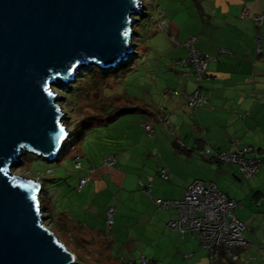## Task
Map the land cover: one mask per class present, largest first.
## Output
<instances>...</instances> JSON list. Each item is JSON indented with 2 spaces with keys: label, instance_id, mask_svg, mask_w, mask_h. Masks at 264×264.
<instances>
[{
  "label": "crops",
  "instance_id": "1",
  "mask_svg": "<svg viewBox=\"0 0 264 264\" xmlns=\"http://www.w3.org/2000/svg\"><path fill=\"white\" fill-rule=\"evenodd\" d=\"M153 7L154 24L162 29L159 21L164 14L170 22L166 32L178 40L176 46L185 52L184 58L188 55L184 43L189 36H196V47L211 56L210 78L203 84L209 103L193 110L181 97L197 88L192 70L181 66L174 79L182 90L173 91L175 94L167 91V104L157 101L160 91L154 99L146 91H140L136 96H130L127 103L122 102L135 107L132 111L138 112L141 126L149 136L152 137L154 131L149 134L144 124L153 127L154 121L160 128L171 131L175 136L173 146L185 158L175 157L170 150L162 151L158 157L152 152L146 159L130 155L129 151L104 153L101 158L95 155V161L91 160L94 169L91 204L85 205L83 200L79 207V213L91 209V222L89 216L78 217L73 213L75 203L65 189L57 196L61 206L67 204L62 213L76 228L91 233L93 264H115L112 262L115 252L121 254L116 264H213L196 231L183 235L169 227L168 222L178 218L177 209L161 208L155 200L182 199L194 180L214 181L222 192L238 200L235 215L245 224L244 236L251 242L239 249V261L222 259V263L245 264L249 256L256 255L252 264H264V166L252 182L227 186L234 182L233 175L241 174L238 166L219 165L198 153L201 148L231 151L246 145L253 146L258 152L264 150V55L257 54L259 35L264 46V25L258 27L253 19L264 11V0H154ZM245 11L248 17H243ZM159 106L164 107L165 112L159 111ZM95 118L99 120L101 116ZM93 122L98 123L95 119ZM87 130H91V123ZM89 134L91 136V131ZM111 155L116 156L117 161L107 166L105 158ZM162 157V168L169 170V181L158 175L162 168L158 169L156 162ZM154 161L156 167L153 168L149 165ZM214 164L218 168L228 167L220 174L219 185L211 174ZM195 166H198L197 175L183 176L185 168ZM82 178L84 176L80 180ZM111 205L116 207L115 222L112 230L107 232L106 224L104 230L101 229L98 206L106 213ZM142 258L148 262H140Z\"/></svg>",
  "mask_w": 264,
  "mask_h": 264
},
{
  "label": "water",
  "instance_id": "2",
  "mask_svg": "<svg viewBox=\"0 0 264 264\" xmlns=\"http://www.w3.org/2000/svg\"><path fill=\"white\" fill-rule=\"evenodd\" d=\"M144 9L142 0H0V264L74 263L42 222L40 181L10 168L27 152L59 155L68 130L54 85L127 61Z\"/></svg>",
  "mask_w": 264,
  "mask_h": 264
},
{
  "label": "rangeland",
  "instance_id": "3",
  "mask_svg": "<svg viewBox=\"0 0 264 264\" xmlns=\"http://www.w3.org/2000/svg\"><path fill=\"white\" fill-rule=\"evenodd\" d=\"M153 3L154 0H142L145 9L143 14L136 15L138 22L135 23V33L132 36L133 53L130 54L127 61L114 68L116 72L112 77L106 78L107 81L113 84L115 94H119L118 97L124 103H127L130 96H136L137 92L146 91L154 99L160 91L157 94V101L167 104L169 96L167 91L174 93L173 91L182 90V86L176 85L174 79L179 66L173 62L183 59L185 52L182 51L181 47L176 46L178 40L172 41L170 33L168 35L163 28L161 29L154 24L152 18L155 11ZM92 66L96 65H89L78 72L75 79L80 76L79 81H60L53 87L55 92L63 98L59 103L67 116L64 119V125L67 127L68 136L62 145L59 155L55 159L48 160L34 153L27 152L10 168L11 172L19 177L40 181L41 188L37 196L40 199V210L43 215L42 222L57 236V239L65 245L66 249L73 253L75 256L73 264H93L95 255L91 253V233L79 230L67 221L65 215H63L64 213H62L67 204L65 207L61 206V200L57 196L63 193L64 189L65 191L68 190L70 199L74 200L75 203L74 210H72L73 213L78 217L82 215L87 218L89 216V221L91 222V209H85L82 210V213H79V207H82L80 201L83 202L85 200V205L91 204V180H89L90 182L82 191H79L78 184L81 177L90 175L91 160L95 161V155L101 158L104 153L129 151L130 155H138L146 159L151 156L152 152L154 157H158L162 151L170 150L175 157L185 158L173 146L175 136L166 128H160L159 123L152 122L154 132L151 137L141 126L142 122L139 120L140 117L137 111L123 112L119 114V117H116L114 113L118 110L117 108L121 107L123 102H121L120 106L109 104L106 97L112 94L110 88L105 87L104 91L100 92V95L92 94L93 91L92 88H89V85L87 89H84L81 84L85 85L84 82L87 80L91 81L92 74L102 77L101 72L105 70V68L103 69L99 66L97 67L100 69ZM182 78L180 76L181 81L184 82ZM74 82L75 87H69ZM91 84H93V81H91ZM104 92L105 95H103ZM174 94L172 95L173 97L175 96ZM181 97L186 100L184 94ZM101 99L105 102L102 101L103 103L100 104L103 106H106V103L108 106L110 105L108 111L111 112L98 120V118L94 117L98 115L97 112L100 111V113L105 114L100 110L101 105L98 106L100 109H97V104L99 101L101 102ZM129 105L132 106V104ZM92 119L97 120L98 123L93 122ZM90 123L91 130H87V125ZM90 131L91 136L89 134ZM123 142H126V144H123ZM77 157H81L82 169L75 168V158ZM163 161L164 158L162 157L156 162L158 169L164 167ZM156 163L154 161L153 165L150 164L149 166L154 168ZM226 168L228 167L222 166L218 168L217 164H214L211 174L218 185L220 174ZM86 170H88V173ZM197 174L198 166L185 168V172H183L185 177ZM158 175H160V170ZM236 175H233L232 178L234 182H230L227 186H238L241 183L252 182L251 179H246L242 174L237 173ZM98 207V218L100 219V224L102 223L101 229L104 230L106 213L100 206ZM106 231H108L107 227ZM120 257V253H113L112 262L116 264ZM99 261L102 262L103 260Z\"/></svg>",
  "mask_w": 264,
  "mask_h": 264
},
{
  "label": "built area",
  "instance_id": "4",
  "mask_svg": "<svg viewBox=\"0 0 264 264\" xmlns=\"http://www.w3.org/2000/svg\"><path fill=\"white\" fill-rule=\"evenodd\" d=\"M243 17H248L246 11L243 13ZM253 19L258 27L264 25V11L255 15ZM159 22L165 31L169 30L170 22L164 14H161ZM171 39L175 41L174 36H171ZM197 41L198 38L196 36H189L184 43V46L188 48V55L173 62L175 65L190 68L195 76L197 88L190 93L184 94L188 106L193 110H197L209 103L203 84L210 78L209 62L211 56L196 47ZM257 54L264 55V46L261 44L260 35L257 37ZM158 110L165 112V108L162 106H159ZM161 118L163 119V117ZM144 128L149 134L154 131L151 124L148 123L144 124ZM179 144L185 146L182 141H179ZM198 153L202 157L216 161L219 165L236 164L240 173L246 179H254L258 175L260 168L264 166V150L258 152L250 145L238 147L231 151H221L209 147L201 148ZM116 161V156H108L105 158V165L111 166ZM75 168H82L81 157L75 158ZM93 172L94 169L90 168V175L80 180L79 190L91 180ZM160 175L163 179L168 180L169 170L162 168ZM149 182H152V177L149 178ZM155 203L164 209H177L178 218L170 220L168 222L169 227L179 230L183 235L189 231H196L202 246L209 251V258L213 264H223L222 259H229L234 262L239 261L241 259L239 249L251 244L244 236L245 224L235 215L239 202L222 192L214 181L194 180L188 186L182 199H156ZM115 213V205L109 206L106 211L107 232L112 230L115 222ZM261 248L260 246L259 250ZM255 259L256 255L249 256L245 264H252ZM140 262L147 263L148 260L142 258ZM126 263L130 264V262Z\"/></svg>",
  "mask_w": 264,
  "mask_h": 264
},
{
  "label": "trees",
  "instance_id": "5",
  "mask_svg": "<svg viewBox=\"0 0 264 264\" xmlns=\"http://www.w3.org/2000/svg\"><path fill=\"white\" fill-rule=\"evenodd\" d=\"M92 67H95L97 69H100L97 66H92ZM115 72L116 71L114 70V68H111V69L102 70V72H101V76L102 77H98L95 74L94 75L92 74V80L91 81H93V84H91V81L87 80L86 82H84L85 85H82L81 84V86H83L84 89H87L88 88L87 86L89 85V88H92V91H93L92 94H96V95H100V92L102 90L104 91V88L105 87L110 88V90H112L113 93L110 96L106 97V99H108L107 101L109 102V104L110 103L112 105L117 104V106H120V104L122 102V99L120 97H118L119 94H115V88L113 87V84L111 82H109V81L106 80V78L112 77ZM77 77L78 78H76L75 81H79V77L80 76H77ZM69 87L74 88L75 87V82H74V84H70ZM103 95H105V92L103 93ZM102 101H103V99H101V102L99 101V103L97 104V109H100L98 107L99 105H101L100 103L105 102V101H103V102ZM105 105L106 106L101 105V109H100L105 114L100 113V111H99V112H97L98 115H95V116L93 115V116L94 117H98V116L99 117L100 116L101 117H105V116L109 115L110 112H111V111H108L110 105L108 106L107 103ZM117 109L118 110H116L115 113H114V115H116V116H118L120 113H123V112H126V111H132V110L135 109V107L129 106L127 104H125V105L122 104L121 107L120 108H117ZM97 113H95V114H97Z\"/></svg>",
  "mask_w": 264,
  "mask_h": 264
}]
</instances>
